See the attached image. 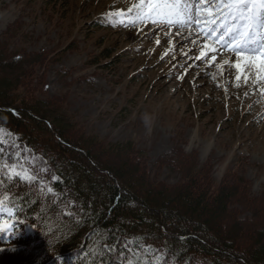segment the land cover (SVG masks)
Segmentation results:
<instances>
[{"label":"rangeland","instance_id":"rangeland-1","mask_svg":"<svg viewBox=\"0 0 264 264\" xmlns=\"http://www.w3.org/2000/svg\"><path fill=\"white\" fill-rule=\"evenodd\" d=\"M147 2L3 0L0 39L17 25L21 36L14 35L10 52H42L53 59L34 82L39 85L38 94L66 106L70 119L92 140L135 144L144 154L141 158L153 180L178 183L180 177L161 168L160 161L179 150L195 154L201 166L210 167L215 181L235 169L237 178L250 185L252 195L261 196L264 111L257 110L264 108V97H251L255 87L251 80L261 77L264 81L260 76L264 74V52L253 55L245 50L237 57L223 46L230 37L215 13L220 0H199V4L180 0L178 7L187 4L189 13L183 26L141 21L136 11ZM205 5L213 9L211 15L204 11ZM143 24H150L149 29L142 30ZM180 31H192L196 37L172 42L165 35ZM254 38L264 41V28ZM259 42L249 47L264 49ZM206 44L216 51H205ZM173 46L178 54L168 59ZM195 65L204 69L203 79ZM0 154L11 160L6 163L10 176L26 182L37 180L51 189L48 181L32 171L45 169L44 159L21 146L6 129H0ZM12 218L10 210L0 206V264H13V252L18 248L12 242L18 234ZM138 259L139 264H155L143 255Z\"/></svg>","mask_w":264,"mask_h":264},{"label":"trees","instance_id":"trees-1","mask_svg":"<svg viewBox=\"0 0 264 264\" xmlns=\"http://www.w3.org/2000/svg\"><path fill=\"white\" fill-rule=\"evenodd\" d=\"M19 32L13 25L0 39V129L44 159L32 171L51 191L10 176L0 154V205L18 231L13 264H139L141 255L155 264H264V192L253 196L235 169L215 181L179 150L160 161L178 183L153 180L135 144L92 140L66 106L39 95L34 82L53 59L10 52Z\"/></svg>","mask_w":264,"mask_h":264},{"label":"snow or ice","instance_id":"snow-or-ice-1","mask_svg":"<svg viewBox=\"0 0 264 264\" xmlns=\"http://www.w3.org/2000/svg\"><path fill=\"white\" fill-rule=\"evenodd\" d=\"M180 0H148L147 4L142 5L137 9V18L141 21L147 20L153 24H178L183 26L187 23V19H181V17H187V4L182 7H178ZM199 4V0H197ZM131 11V10H130ZM204 11L211 15L213 9L211 6L205 5ZM215 13L219 17L221 26L225 30L230 39L224 47L231 49L237 57L241 56L250 45L258 43L256 41L255 34L260 28H264V0H220L215 5ZM197 25L200 21H196ZM212 23H215L213 20ZM204 32V29H201ZM215 29H211L205 33V36H210ZM221 39L223 37H220ZM259 43L264 44V41ZM207 48L208 45L206 44ZM215 52L213 47L210 49ZM256 51L264 52V49H253V55ZM205 55L204 51L200 52V56ZM245 59H251L253 56H246ZM215 60V56L212 58ZM237 70L240 65L236 64ZM240 77L237 76V80ZM13 167H15L13 165ZM51 191V189H49ZM3 249H0L2 251Z\"/></svg>","mask_w":264,"mask_h":264},{"label":"bare ground","instance_id":"bare-ground-1","mask_svg":"<svg viewBox=\"0 0 264 264\" xmlns=\"http://www.w3.org/2000/svg\"><path fill=\"white\" fill-rule=\"evenodd\" d=\"M194 4V3H193ZM186 19V18H185ZM144 25V26H143ZM142 25V30H147V28L149 29V27H150V24H143ZM219 26V25H218ZM182 28V27H181ZM187 28V27H186ZM191 28V27H190ZM152 29V28H151ZM158 29H160L161 30V28L159 27ZM192 29V28H191ZM157 30V29H156ZM151 32V31H150ZM152 32H153V30H152ZM183 31H180V32H178V33H175V32H172V33H169V34H165V35H167L169 38H170V40L172 41V42H175V41H177L179 38H184V37H186V39L188 40L189 38H193V37H196V33H193L192 31V33L191 32H186L185 31V33L183 32ZM185 34V36H182V35H184ZM192 36V37H191ZM195 40V39H194ZM182 41V40H181ZM185 41V40H184ZM196 41V40H195ZM171 43V42H170ZM191 43H193V42H191ZM190 43V44H191ZM197 43V42H196ZM198 44V43H197ZM192 45V44H191ZM188 46H190V45H188ZM178 47V46H177ZM209 48V47H208ZM211 48H209V49H205V51H211L210 50ZM252 50L254 49V48H251ZM179 50V49H178ZM177 48H176V46H173V54H171L170 56H167L166 58H168V59H171L170 57H174L176 54H178L177 52ZM249 51V50H248ZM207 54H209V52L207 53ZM207 56V55H206ZM202 59V58H201ZM200 59V60H201ZM205 59V58H204ZM203 60V59H202ZM200 62V61H199ZM201 63V62H200ZM207 63H210V62H207ZM212 63V62H211ZM256 63H258V62H256ZM196 65H198V64H196ZM195 65V66H196ZM199 65H201V64H199ZM208 65V64H207ZM206 65V66H207ZM210 65V64H209ZM244 65V64H243ZM194 66V65H193ZM203 66V65H202ZM205 66V65H204ZM199 68V70H201V74H199L200 76L199 77H201L200 79H203V76H205L204 74H203V72H204V69L202 68V67H198V66H196L195 67V69H198ZM197 73H199V72H197ZM260 76H262V77H264V74H260ZM198 80V82L197 83H200V81L201 80ZM252 81V83H254L255 84V87H254V89H253V91H252V93H251V97H253V98H255L256 100H258V99H260V98H263L264 97V81H262V78L261 77H258V78H256V79H253V80H251ZM261 105V104H260ZM262 111H264V108L263 107H259V109L257 110V112H262Z\"/></svg>","mask_w":264,"mask_h":264}]
</instances>
